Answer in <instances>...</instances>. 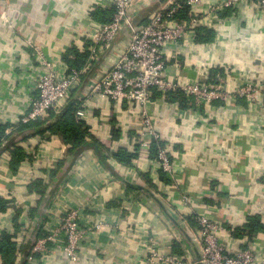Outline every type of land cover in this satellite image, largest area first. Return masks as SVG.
<instances>
[{
	"label": "crops",
	"instance_id": "obj_1",
	"mask_svg": "<svg viewBox=\"0 0 264 264\" xmlns=\"http://www.w3.org/2000/svg\"><path fill=\"white\" fill-rule=\"evenodd\" d=\"M166 1L136 0L130 15L133 23L146 24ZM221 1L202 0L196 9L199 18L189 29L192 33L186 35L175 54L167 53L166 73L175 80H195L203 69L211 70L205 83L215 84L221 77L225 91L231 95L249 81L262 84L264 89V16L256 13L252 2H246L240 8L216 12L218 21L214 23L209 8ZM96 7L107 12L112 9L109 0H0V124L6 126L5 131L11 132L15 127L11 125L26 112L32 88L26 72L9 67L19 60L25 66L37 67L36 49L46 58L61 59L66 50L80 48L75 30L87 9ZM200 28L211 33V41L196 38ZM127 43L128 30L122 27L94 60L97 65L80 95L91 78L98 77L119 58ZM263 102V93L253 99L214 100L205 106L211 115L207 116L192 102L190 107L182 108L160 96L153 100L150 113L175 159L174 178L168 185L172 188L168 195L162 194L168 203L163 202L172 206L178 219L185 218L184 227L196 225L197 213L204 206L216 208L212 211L216 220L225 224L227 218L234 225L241 223L242 213L252 217L264 209ZM89 111L90 132L108 149L102 155L89 148L72 159L66 155V145L50 134L19 141L26 157L15 168L10 152L0 151V198L9 203L0 212V233L12 228L16 209H34L36 217L44 218L49 210L57 215L86 205L95 195L92 206L83 214L87 220L103 219L106 228L86 238L76 252V262L56 249L40 264H138L145 253L140 242L147 235L154 236L166 249L176 250L172 246L174 234L169 230L173 225L163 213H153L158 206L151 198L126 184H142L144 176L157 190H163L164 185L158 181L159 175L154 177L152 160L137 151L139 129L135 115L127 112L124 105L116 106L108 100L90 103ZM118 149L135 155L131 167L112 157ZM53 171L55 177H50ZM34 180H42V186L38 192H29L28 185ZM10 191L13 194L7 198ZM182 195L188 196V204L180 201ZM227 202L232 206L230 210L223 208ZM54 221L53 217L50 222ZM254 237L255 243L263 247L264 231ZM224 241L233 245L229 236ZM186 246V252L193 255ZM29 252L25 257L18 256L15 264H25Z\"/></svg>",
	"mask_w": 264,
	"mask_h": 264
},
{
	"label": "built area",
	"instance_id": "obj_2",
	"mask_svg": "<svg viewBox=\"0 0 264 264\" xmlns=\"http://www.w3.org/2000/svg\"><path fill=\"white\" fill-rule=\"evenodd\" d=\"M109 1L111 8L114 9L109 23L95 22L90 16L93 9L89 8L84 19L80 20V26H77L75 30L80 40L79 50L84 49L86 41L90 44L88 47L90 55L83 71L88 70L91 62L106 50L122 27L128 30V43L119 58L107 70L98 77L90 79L88 88L78 98L77 118L87 122L90 103L98 100H108L116 106L124 105L127 112L134 114L139 129L136 141L138 153L147 154L152 144L157 148L156 159L152 160L156 168L154 177L157 178L159 172H163L169 183L162 186L163 190H157L156 195L162 201H166L162 194L168 195L172 188L168 185L174 178L175 159L172 157L168 142L158 131L154 117L150 113L154 92L165 98L169 92L179 91L188 101L202 108L205 115L211 116L210 111L205 109L210 102L227 101L237 97L253 99L259 94L264 95V89L262 84L249 81L231 95L225 91L224 79L221 77L216 79L215 84L205 83L212 74L211 70L203 69L200 78L195 80L179 78L175 80L166 73L167 53L172 51L175 54V50L181 47V42L186 35L192 33L189 29L199 18L196 9L202 5V0H183L182 3H178L177 0H167L164 6L151 15L146 24L140 26L135 25L130 17L136 0ZM246 2H252L256 13L264 16V0H222L221 4L209 8L208 14L215 23L218 21L214 16L216 12L228 8L237 9ZM185 7L188 9V19L178 21L175 13ZM36 52L37 67L25 66L22 60H19L14 67H9L11 69L19 67L21 72H26L32 81L26 112L11 126L47 118L48 111L60 109L79 84L81 72L70 69L59 58H46L37 49ZM9 132L10 129L5 131V133ZM43 179L45 180V177ZM10 193L7 192V195H4L10 198L13 192L10 191ZM95 198L94 195L86 205L70 208L57 215L54 210H49L41 222L40 228L43 226V233L38 236V230H36V238L25 264H40L56 249L71 262H76L78 259L76 252L86 238L106 228V221L103 219L87 220L83 214V210H88ZM180 201L188 204L190 199L182 195ZM171 207L168 208L172 211ZM223 208L230 210L232 206L227 202ZM213 210L216 208L204 206V210L197 213L195 226L186 223L189 228H185L193 237L200 254L198 262L193 260L194 255L186 252L185 241L174 226H170L169 230L174 234L175 241L172 246L180 244L181 251L168 250L154 236L147 235L140 242L145 253L138 264H264V246L256 244L255 237L248 235L239 239L234 237L236 229H241L248 224L251 215L242 213L240 224L234 225L233 220L227 218L224 224L214 218ZM152 211L155 215H162L158 207ZM29 212L28 208L21 209V218L19 217L18 223L22 226V230L17 236L18 248L29 241L34 231V219L30 218ZM256 216H259L261 223H264V209L260 210ZM53 217L55 221L50 222ZM179 220L186 222L185 218ZM226 236H229L233 245L224 241ZM18 256H20L19 253Z\"/></svg>",
	"mask_w": 264,
	"mask_h": 264
},
{
	"label": "trees",
	"instance_id": "obj_3",
	"mask_svg": "<svg viewBox=\"0 0 264 264\" xmlns=\"http://www.w3.org/2000/svg\"><path fill=\"white\" fill-rule=\"evenodd\" d=\"M182 1L183 0H177L178 3H182ZM109 11L111 12L94 8L90 12V16L93 20L100 22V24L109 23L112 19L114 9L112 8ZM187 11L188 9L186 7L179 9L175 13V18L178 21L187 20ZM203 33L205 36L200 35ZM196 38L198 40H203V42H209L212 40L211 33L201 28L197 30ZM89 45V42L86 41L83 50H78L73 47L66 50V52L61 56L63 63H65L70 69L77 70L81 73L79 75V84L77 88L60 109L49 110L47 118L43 120L32 121L27 124H19L15 126L10 133H5L6 126L0 124V151L5 149L10 152L12 166H14V168L22 161V159L26 157L22 154V149L18 146V142L26 141L32 137L43 138L44 134L57 136V138H59L60 141L67 147L66 155L72 159L77 158L84 150L89 148H92L95 152L98 154L100 153L101 155L103 152H107L108 149L93 138V135L90 132L89 124L77 118V111L79 110V95L82 92L81 90L84 84L88 78L92 76L94 68L97 65V61H92L90 68L85 72L83 71L90 55L88 49ZM159 96L160 95L158 93L154 92V99ZM164 99L168 103H178L182 108H188L191 106V103H189L190 101H188L179 91L169 92ZM146 156L151 160L156 159L157 148L154 144H152ZM112 157L115 158L121 165L129 168L131 167V160L135 157V155L126 153L124 149H118ZM101 160L103 161V157ZM55 174L56 171L51 172L50 177H55ZM143 178L146 180L142 181V185L157 193L155 185H153L146 177L143 176ZM158 181L163 184L169 183L163 172H159ZM41 184L42 180H34L30 185H28V191L31 192L33 189H36V192H38L42 186ZM127 187L131 190L137 191V189L133 186L127 185ZM8 205V202H5L0 198V212H4L7 207H9ZM20 216L21 210L16 209V215L14 217L11 230L2 232L0 236V257L2 259V264H15L18 253L20 255H24L25 257L28 255L26 251H30L33 245V243L28 241L19 246V248L17 247V236L22 230V226L18 223ZM29 216L31 219L36 218L34 229L38 230L41 226L43 216L40 215L39 217H36V210L34 209H30ZM262 231H264V226L261 223V219L258 216H254L249 219L248 224H246L243 228L236 229L235 236L240 237L242 235H248L253 237V235ZM175 248H177L175 251H181L180 244H175Z\"/></svg>",
	"mask_w": 264,
	"mask_h": 264
},
{
	"label": "water",
	"instance_id": "obj_4",
	"mask_svg": "<svg viewBox=\"0 0 264 264\" xmlns=\"http://www.w3.org/2000/svg\"><path fill=\"white\" fill-rule=\"evenodd\" d=\"M165 1V0H162ZM127 185L133 186L139 191L145 193L148 195L153 202L157 204L159 209L162 211V213L165 215V217L169 220V222L174 226V228L177 230V232L180 234V236L183 238L185 243L189 246L191 251L193 252L194 259L196 262L199 261L200 259V254L197 249V246L195 244V241L193 237L187 232L186 228L182 224V222L177 218V216L171 211L165 204L164 202L157 197L156 193L150 189H148L146 186L138 183H133V182H126ZM36 238V230L34 229L33 233L30 236L29 242L33 243ZM199 264V263H196Z\"/></svg>",
	"mask_w": 264,
	"mask_h": 264
}]
</instances>
